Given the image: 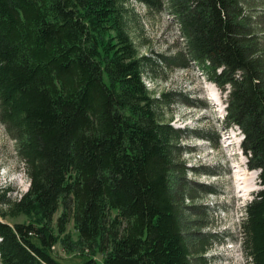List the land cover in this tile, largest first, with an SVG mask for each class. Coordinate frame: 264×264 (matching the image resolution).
<instances>
[{
	"label": "trees",
	"instance_id": "16d2710c",
	"mask_svg": "<svg viewBox=\"0 0 264 264\" xmlns=\"http://www.w3.org/2000/svg\"><path fill=\"white\" fill-rule=\"evenodd\" d=\"M166 4L185 41L177 65L229 86L224 123L243 134L260 185L239 236L264 264V28H245L239 0ZM125 17L122 0H0V121L29 177L0 201V264H61L57 243L100 264H191L171 189L181 130L159 116L170 101L145 85L150 62Z\"/></svg>",
	"mask_w": 264,
	"mask_h": 264
},
{
	"label": "rangeland",
	"instance_id": "374dc122",
	"mask_svg": "<svg viewBox=\"0 0 264 264\" xmlns=\"http://www.w3.org/2000/svg\"><path fill=\"white\" fill-rule=\"evenodd\" d=\"M122 0L127 31L141 56L150 64L143 75L155 97L170 101L159 116L180 129L183 151L175 159L171 189L191 251V264H250L239 236L243 208L260 189L258 171L248 167L241 148L242 133L226 126V92L209 80L195 64L179 66L185 41L166 0ZM243 23L250 32L264 28V0H239ZM180 169L184 172L181 173ZM29 177L18 156L15 139L0 121V201L15 200L27 190ZM8 189L3 196L2 189ZM5 204L0 202V208ZM61 207L54 214V220ZM1 218V217H0ZM14 224L24 215L6 217ZM66 231L77 232L72 220ZM53 255L61 264H100L102 254L76 249L67 251L60 243Z\"/></svg>",
	"mask_w": 264,
	"mask_h": 264
},
{
	"label": "water",
	"instance_id": "95a60500",
	"mask_svg": "<svg viewBox=\"0 0 264 264\" xmlns=\"http://www.w3.org/2000/svg\"><path fill=\"white\" fill-rule=\"evenodd\" d=\"M259 172V171H258Z\"/></svg>",
	"mask_w": 264,
	"mask_h": 264
}]
</instances>
